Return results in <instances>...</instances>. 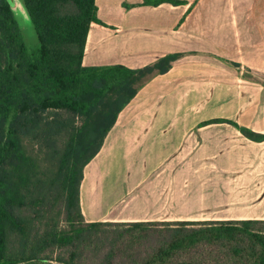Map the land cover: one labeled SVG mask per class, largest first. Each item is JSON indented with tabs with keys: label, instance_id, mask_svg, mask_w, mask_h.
Returning <instances> with one entry per match:
<instances>
[{
	"label": "crops",
	"instance_id": "1",
	"mask_svg": "<svg viewBox=\"0 0 264 264\" xmlns=\"http://www.w3.org/2000/svg\"><path fill=\"white\" fill-rule=\"evenodd\" d=\"M182 1L141 3L137 14L91 27L85 66L141 68L185 56L139 91L85 167L80 204L88 223L264 220V142L229 123L203 124L226 119L264 134V18H240L235 0ZM251 7L262 13L264 1ZM130 25L139 26L136 36H125ZM126 147L143 166H135L139 175L120 172L121 182L109 176Z\"/></svg>",
	"mask_w": 264,
	"mask_h": 264
},
{
	"label": "trees",
	"instance_id": "2",
	"mask_svg": "<svg viewBox=\"0 0 264 264\" xmlns=\"http://www.w3.org/2000/svg\"><path fill=\"white\" fill-rule=\"evenodd\" d=\"M23 2L38 37L36 49L27 46L8 1L0 0V264H52L56 248L68 250L55 260L59 264H80L82 250L105 228L119 229L131 250L128 264H208L180 259L199 247L210 248L211 264H264V220L85 221L80 204L85 167L139 91L185 54L141 68L85 66L92 25L107 27L97 0ZM164 3L185 1L143 0L141 6ZM215 123L232 124L247 139L264 142V134L230 120L203 124ZM60 202L64 209L56 215L65 214V227L51 216ZM153 232L158 244L144 255L142 240ZM121 255L113 244L99 264H116Z\"/></svg>",
	"mask_w": 264,
	"mask_h": 264
},
{
	"label": "rangeland",
	"instance_id": "3",
	"mask_svg": "<svg viewBox=\"0 0 264 264\" xmlns=\"http://www.w3.org/2000/svg\"><path fill=\"white\" fill-rule=\"evenodd\" d=\"M211 0H207L204 4L201 5H210ZM225 1L226 5L228 4V0ZM237 4H242V11L238 14L240 18H248V17H255L258 20L264 18V12L258 13L252 6L253 0H235ZM264 1V0H263ZM98 2V8L99 13L98 16L100 20L113 25L115 22L120 21V19H126V17H129V15L137 14L139 11L138 7L141 3H143V0H97ZM236 5V3H235ZM254 6V5H253ZM133 8H135L133 10ZM155 17V14L152 15ZM237 17V16H236ZM26 19V18H24ZM22 19L20 21V25L22 28V32L24 35L25 42L27 46L30 49H36L38 47V37L36 35V32L34 30V27L32 26L30 20L25 21ZM109 29H112L109 27ZM139 26H126V35H135V32H138ZM138 34V33H137ZM121 37V36H120ZM120 38L117 39V41ZM111 52L113 53V56L117 54V46L110 47ZM98 54H102V50L97 51ZM226 61V60H225ZM86 66H93L87 61ZM237 68V66H235ZM244 74H248V69H245ZM123 152L120 154L115 155V161H117L118 157L122 159L121 164L118 165L116 162V167L114 168V172L109 178H116L117 180H121V182L126 181V178H123V175L127 173L128 171H131L134 175H139L141 172V169L135 168L136 165L139 167L143 166V163L140 160L139 154H137V151L133 149L125 148ZM152 156V155H147ZM43 157V156H42ZM139 161V163H138ZM129 168V169H128ZM133 168V169H130ZM120 172L123 175H119ZM113 182V181H111ZM64 204L62 206V202L59 203V207L55 208L54 212L51 214V216H56L55 222L60 223V227H65L66 223L64 221L65 214H62L60 217H58L57 211L61 210L63 212ZM26 215L30 216L31 212L26 213ZM119 229H113V228H105L102 233L99 235V239L95 242H92L90 245L85 247L81 252V259L80 264H99L100 261L103 259L106 252L112 247L113 244L116 245L117 250H120L123 252V255H121L120 258H118L116 264H128L127 256L131 253V250L127 248V244L125 242L124 238H120ZM161 238V237H160ZM158 233L153 232L147 235L146 238L142 240V244L140 247V252H142L144 255L146 252H149L152 250L155 245L158 244ZM211 250L207 247H199L195 250H193L190 254H184L180 256L181 260H188V259H194V260H203L208 264H211V261H213V255H210ZM51 256L53 257L52 264H59L57 261H55L57 258H64L68 256V250L67 249H60L56 248L51 250L50 252ZM123 261V263H122ZM233 263V262H232ZM231 263V264H232ZM228 264V262H226Z\"/></svg>",
	"mask_w": 264,
	"mask_h": 264
},
{
	"label": "water",
	"instance_id": "4",
	"mask_svg": "<svg viewBox=\"0 0 264 264\" xmlns=\"http://www.w3.org/2000/svg\"><path fill=\"white\" fill-rule=\"evenodd\" d=\"M7 1L20 21H22V19L24 18H26L24 19L25 21L31 20L29 12L23 0H7Z\"/></svg>",
	"mask_w": 264,
	"mask_h": 264
},
{
	"label": "bare ground",
	"instance_id": "5",
	"mask_svg": "<svg viewBox=\"0 0 264 264\" xmlns=\"http://www.w3.org/2000/svg\"><path fill=\"white\" fill-rule=\"evenodd\" d=\"M91 43V42H90ZM90 47V46H89Z\"/></svg>",
	"mask_w": 264,
	"mask_h": 264
}]
</instances>
